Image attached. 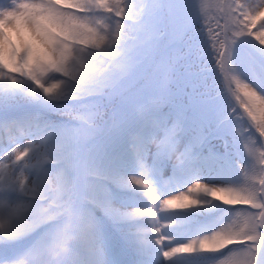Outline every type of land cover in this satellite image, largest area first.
I'll return each mask as SVG.
<instances>
[{
    "label": "snow or ice",
    "instance_id": "obj_1",
    "mask_svg": "<svg viewBox=\"0 0 264 264\" xmlns=\"http://www.w3.org/2000/svg\"><path fill=\"white\" fill-rule=\"evenodd\" d=\"M0 264H264V0L0 3Z\"/></svg>",
    "mask_w": 264,
    "mask_h": 264
},
{
    "label": "rangeland",
    "instance_id": "obj_2",
    "mask_svg": "<svg viewBox=\"0 0 264 264\" xmlns=\"http://www.w3.org/2000/svg\"><path fill=\"white\" fill-rule=\"evenodd\" d=\"M8 3H10V0L8 1Z\"/></svg>",
    "mask_w": 264,
    "mask_h": 264
}]
</instances>
